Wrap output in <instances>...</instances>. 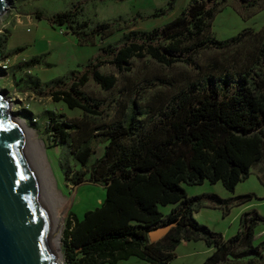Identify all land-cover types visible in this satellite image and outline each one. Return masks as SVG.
<instances>
[{
    "label": "trees",
    "instance_id": "16d2710c",
    "mask_svg": "<svg viewBox=\"0 0 264 264\" xmlns=\"http://www.w3.org/2000/svg\"><path fill=\"white\" fill-rule=\"evenodd\" d=\"M227 0H191L171 21L151 30H132L116 45L100 47L84 66L41 82L26 75L24 84L32 92L47 90L54 102L85 115L104 119L90 121L47 115V132L57 145H68L75 160L86 171L70 178L74 187L91 184L105 190L99 208L72 215L64 237L68 264H118L135 258L144 264H169L182 242L202 241L213 251L202 264H227L247 259L246 264H264V240L254 245V231L264 225L255 209L239 218L238 231L225 240L221 233L199 224L193 217L198 202L189 198L186 186L220 183L229 193L245 181L250 170L264 160V37L256 62L230 88L220 76L210 74L203 84L193 83L159 106L132 102L124 119L107 120L110 105L86 94L89 77L102 90H112L115 74L100 71L110 65L115 73L132 69V59L150 57L170 67L193 66L203 51H224L241 43L245 29L219 40L212 23ZM247 1V0H242ZM176 0L149 17L166 15ZM79 10H67L48 19L52 26H65L80 46L112 35L109 23L80 22ZM7 40L0 37V49ZM25 48H15L8 56ZM7 56V57H8ZM41 56L21 64L30 70L41 65ZM51 67V64H46ZM213 83V87H208ZM163 84H167L163 81ZM104 144L103 154L92 165L94 146ZM87 176V177H86ZM253 194L208 201L228 214L233 205L249 202ZM169 208L163 213L161 208Z\"/></svg>",
    "mask_w": 264,
    "mask_h": 264
},
{
    "label": "rangeland",
    "instance_id": "374dc122",
    "mask_svg": "<svg viewBox=\"0 0 264 264\" xmlns=\"http://www.w3.org/2000/svg\"><path fill=\"white\" fill-rule=\"evenodd\" d=\"M168 1L9 0L0 14V37L6 36L7 40L4 49H0V95L5 100L12 121L17 119L23 122L32 131L34 140L42 142L49 167L57 181L56 188L64 199L60 212L73 195L71 207L62 216L63 224L58 241L63 264H68L64 253L68 221H72V215L81 219L85 212L99 208L104 201L105 190L91 184L73 186L70 181L72 175L83 173L86 168L75 160L68 145L61 146L54 142L47 132L46 113L67 119L86 120L92 124L104 119L85 115L78 109L70 110L62 102H54L47 90L29 91L24 79L30 74L41 82H46L73 69L81 70L77 65L84 66L97 54L100 47L118 44L129 31L151 30L164 25L176 17L191 0H176L173 10L166 15L149 17L165 8ZM73 9L80 11V22L111 24L112 35L103 40L96 38L92 45L80 46L65 26H52L48 22L54 14ZM245 29L250 33L241 43L224 51L200 52L195 57L193 66L179 63L167 67L148 56L132 59V69L123 74L115 73L110 65H103L100 71L115 74L118 79L116 86L105 91L89 77L83 90L104 105H110L105 111L107 120H122L132 102L135 101L137 105L149 103L156 107L163 105L190 84H203L210 74L220 76L226 81V87L230 88L233 81L239 80L256 62L257 50L264 37V0H227L216 15L211 32L217 39L225 40ZM15 48L25 49L8 56V52ZM33 56H41L42 64L30 70L21 69V64ZM74 62L78 64L74 65ZM46 64H51V67H46ZM163 81L167 84H163ZM208 87H213V83ZM103 148L102 143L94 146V155L89 165L102 156ZM183 188L187 197L198 202V208L193 213L194 219L212 231L221 233L225 240L238 231L239 218L243 212L255 209L264 216V160L250 170L248 178L239 183L233 193L226 191L220 183L212 185L204 182L196 186L183 185ZM248 193L254 195L253 199L242 205L231 206L226 215L207 198L209 194L229 199ZM168 210V207L161 208L163 213ZM263 240L264 225H259L254 231L253 244L257 245ZM208 249L203 242H182L176 249V258L169 264H201L208 257ZM118 264L144 263L130 258Z\"/></svg>",
    "mask_w": 264,
    "mask_h": 264
},
{
    "label": "water",
    "instance_id": "95a60500",
    "mask_svg": "<svg viewBox=\"0 0 264 264\" xmlns=\"http://www.w3.org/2000/svg\"><path fill=\"white\" fill-rule=\"evenodd\" d=\"M8 2L0 0V14ZM0 264H59L49 212L1 95Z\"/></svg>",
    "mask_w": 264,
    "mask_h": 264
},
{
    "label": "bare ground",
    "instance_id": "6f19581e",
    "mask_svg": "<svg viewBox=\"0 0 264 264\" xmlns=\"http://www.w3.org/2000/svg\"><path fill=\"white\" fill-rule=\"evenodd\" d=\"M13 124L17 129L20 142L35 175L44 205L49 212V219L55 237L58 262L59 264H63L61 262L58 241L61 236L63 224V217L60 216V210L64 204V199L56 188L57 181L49 167L42 142L34 140L32 131H29L23 122L14 119Z\"/></svg>",
    "mask_w": 264,
    "mask_h": 264
},
{
    "label": "crops",
    "instance_id": "0c3cea01",
    "mask_svg": "<svg viewBox=\"0 0 264 264\" xmlns=\"http://www.w3.org/2000/svg\"><path fill=\"white\" fill-rule=\"evenodd\" d=\"M78 63L76 62H74V65H77ZM199 242H202V241H199ZM205 245V244H204ZM206 247V246H205ZM207 248V247H206ZM208 249V248H207ZM208 253H207V255L209 256L210 254H211V252L213 251V249L212 248H209L208 250ZM176 252V251H175ZM244 261V262H241V261ZM205 261V260H204ZM203 261V262H204ZM202 262V263H203ZM246 262H247V259H240V260H230L227 264H246ZM201 263V264H202Z\"/></svg>",
    "mask_w": 264,
    "mask_h": 264
}]
</instances>
